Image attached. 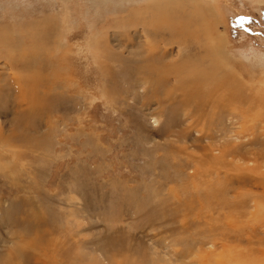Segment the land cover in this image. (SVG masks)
Listing matches in <instances>:
<instances>
[{
    "label": "rangeland",
    "instance_id": "374dc122",
    "mask_svg": "<svg viewBox=\"0 0 264 264\" xmlns=\"http://www.w3.org/2000/svg\"><path fill=\"white\" fill-rule=\"evenodd\" d=\"M166 1L0 0V263L236 264L233 223L263 248L249 229L253 198L264 210V0H176L209 31L183 43L149 25ZM30 39L47 81L33 107L14 82L32 77ZM210 46L244 83L237 115L163 73Z\"/></svg>",
    "mask_w": 264,
    "mask_h": 264
},
{
    "label": "bare ground",
    "instance_id": "6f19581e",
    "mask_svg": "<svg viewBox=\"0 0 264 264\" xmlns=\"http://www.w3.org/2000/svg\"><path fill=\"white\" fill-rule=\"evenodd\" d=\"M197 1L198 0H191V2L192 3L194 2L195 5H198ZM178 3H179V1H176V0H167L166 4L163 7L162 6L160 8L158 7V9L155 8V10H154L155 12L153 14L154 17L153 16L151 17L149 25L153 26V27H157V28H167V29L171 30V32L174 33L175 37L176 38L178 37V41H180L182 43L184 42V39L187 40L188 37H195L197 35L196 33H193V28H192L193 26L196 28H201L204 31L206 38L208 39L207 36L209 35V31L206 33V29H207V28H205L206 22H204V20H203V22H201L202 19L199 17L191 18L190 15H188L189 17L188 16L186 17L184 15V13H182L178 9V7H180V6L177 7ZM194 3H193V5H194ZM199 5H201V4H199ZM195 8H197V7H195ZM171 9H172V11H171ZM191 13H192V11H191ZM174 14H176V15H174ZM201 14H202V12H201ZM172 15H174L177 19L171 20L170 18ZM204 17H205V15L203 16V19H204ZM184 19H187V20L191 19V21L186 20L187 22H185ZM33 41H34L33 39H30V45H28L27 47L24 48L26 53L22 52L23 55L25 56L24 59H26V61H23V60H21V61L23 62V68L25 69V71L30 72L29 76L33 77V75H35L36 77H34L33 79H31L32 78L31 77L30 79H27L26 81L23 80L22 78H16L14 80L16 86L19 89L18 102L26 100L32 105V107L35 105L36 102H38V96L36 95L37 91L35 90L38 87V80L41 82V84L47 85L46 78H43L42 74L37 75V73H36L37 70L34 72L35 61H36L35 57H36L37 53L35 50L36 49V44H35L36 42L34 43ZM4 43L7 45L9 44L8 42H4ZM205 51L207 52L206 58L204 56H200V57L196 58V60L189 58V59H186V60H183L182 62H180L179 63L180 65H178V64H168V65L166 64L165 65V63H164L165 66L163 67V70H164L163 73L168 74V72L173 71L179 77L181 87L184 89H188V88H191L193 86V89H192L193 92L192 93H190V91L187 92L188 93V96H187L188 100L191 98H197V99H199V102H201L202 106H208L211 103L216 102L218 105L214 109L215 112H217L218 107H223L224 112L226 114H229L231 112L234 115H237V113L239 111H226L225 108H226L227 104H236V103L245 102V100L247 99V94L244 95L242 92V87H243L244 83L241 82L237 78L236 74L233 71H223L222 67L219 65V62H220V64L222 62V58L220 57L221 58L220 59L218 56L220 54L219 53V47H217V46L211 47L210 46L208 48V50L205 49ZM27 58H29V59H27ZM205 59L208 60V63L203 66V64H204L203 60H205ZM191 65H192V68H191ZM197 65L202 66V68L197 69ZM203 68H205V69H203ZM49 87H50V85H49ZM212 89L215 90L216 94L211 95L209 93V91ZM38 91H39V89H38ZM224 92L226 93V96L222 95ZM254 96H255V98L258 99L259 95L257 96L255 94ZM248 128H250V127H248ZM241 133L242 132H240V133L238 132L237 135H239ZM245 142L240 144V145L235 143L234 146H231V145L227 146L225 144V146H227V147L222 148V152L225 155H231L230 157H232V156L237 157L239 155H242L239 151L241 150V146L243 144H246ZM244 147H245V145H244ZM219 158H221V157H219ZM213 159H215V158H213ZM216 159H218V158H216ZM210 162H211L210 167H212L215 162H212V161H210ZM257 166H259V164H257ZM247 178H246V180H248ZM233 179H234V176H233ZM237 179L239 181H241L244 178L238 177ZM252 179L254 181H258V182L262 183V180L257 179V177H253ZM254 181H253V183H254ZM216 186L217 185H215V187ZM223 187H224V185H223ZM226 189H228V188H226ZM216 190H218V189H216ZM220 190H221V188H220ZM234 194H236V193H234ZM219 195H221V194H219ZM238 195H240V194H238ZM253 204H254V206H253L254 210L252 211L253 213L250 211L249 212L252 214L253 217H255V222L252 225V229H249V231L252 232V230L255 231V229L258 230V229L262 228L263 231L261 233L263 234V237L261 238L262 244L261 243L260 244L263 246V248H261V247L255 248L254 247V245H258V244H255V242H253V240L250 239L251 238L250 236L256 237V235L250 234L248 232V230L245 231L244 234H242V235L236 234V232H235V231H237L236 228L243 229V231H244L245 227H242L241 225H239V223H237V224L233 223V224L229 225L228 230L234 231V234H235L234 236H232L233 238L243 241V237H247V239L243 241V242H246L248 245V247H246V248H248V249H246L247 253L243 252L244 249L243 250L237 249L235 252L236 254L233 253L234 252L233 250L229 253L227 252L228 253L227 255L230 256L229 261L235 262L236 264H262V263L264 264V220H262V222H261V220H259V218H258L260 213H262L261 210H263V205H260V202L257 201V199H255V198H253ZM237 206L240 208L239 210H244V211H240V216L241 217L245 216V214L247 212V211L245 212V208L247 206L246 202H242V204L237 205ZM239 210H238V212H239ZM245 229H247V227ZM246 232H248V233H246ZM223 236H225V239H226V237H228L226 233ZM222 245H223V247H225V244H222ZM225 249H227V248L225 247ZM227 250L230 251L231 249H227ZM224 255H225V253H223L222 257H224ZM261 257H263V258L261 259ZM223 259H220L216 264H224L225 259L224 260ZM0 264H2V263H0ZM5 264H7V263H5Z\"/></svg>",
    "mask_w": 264,
    "mask_h": 264
}]
</instances>
